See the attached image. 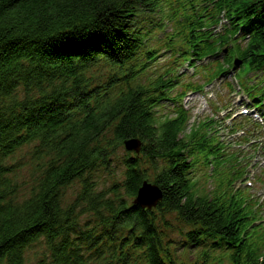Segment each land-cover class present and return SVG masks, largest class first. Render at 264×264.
Wrapping results in <instances>:
<instances>
[{
	"label": "trees",
	"instance_id": "16d2710c",
	"mask_svg": "<svg viewBox=\"0 0 264 264\" xmlns=\"http://www.w3.org/2000/svg\"><path fill=\"white\" fill-rule=\"evenodd\" d=\"M223 13L231 28L214 33ZM231 43L199 86L233 55L264 73V0H0V264H264L236 163L213 191L198 185L227 165L213 120L186 134L188 112L158 114L196 89L179 67ZM147 180L163 191L152 210L134 203Z\"/></svg>",
	"mask_w": 264,
	"mask_h": 264
},
{
	"label": "rangeland",
	"instance_id": "374dc122",
	"mask_svg": "<svg viewBox=\"0 0 264 264\" xmlns=\"http://www.w3.org/2000/svg\"><path fill=\"white\" fill-rule=\"evenodd\" d=\"M206 95L209 96H214V98L212 100H209L208 96H203L204 94H190L188 96V98L185 100V105L187 106V108H192L194 110V115H209L211 114L212 111V107H211V103L212 101L216 100L218 98V93L217 90L215 89V87H209L206 89L205 91ZM227 92L226 90H223L222 93L219 96V99H222L226 96ZM262 164L261 167L259 166L258 168H256L254 171V174H256L258 172V174L262 171V169L264 168V161L263 159L261 160ZM261 168V169H260ZM118 176L121 172V169H118ZM101 181L103 182V179L101 178ZM253 182V193L257 194L259 197H261L262 200H264V175L262 177L261 180L257 181V180H252ZM104 183V182H103ZM76 192H77V187H71L70 189H68L67 191V198H66V203L70 204L71 202H73L76 198ZM180 246H176L175 250H177V253L182 255L184 253H188V251L186 249H184L183 247ZM35 251H33V255L35 258V254L41 253L40 247L38 245L35 246ZM192 253V252H191ZM193 255L196 258L197 257V253L193 250Z\"/></svg>",
	"mask_w": 264,
	"mask_h": 264
},
{
	"label": "water",
	"instance_id": "95a60500",
	"mask_svg": "<svg viewBox=\"0 0 264 264\" xmlns=\"http://www.w3.org/2000/svg\"><path fill=\"white\" fill-rule=\"evenodd\" d=\"M127 147L136 148L140 147L138 141L132 140L127 142ZM146 193H150V195H145ZM138 198L136 200L137 203L142 204L143 206H151L154 205L157 200L161 197V194L156 186L145 183L144 186L139 190Z\"/></svg>",
	"mask_w": 264,
	"mask_h": 264
},
{
	"label": "bare ground",
	"instance_id": "6f19581e",
	"mask_svg": "<svg viewBox=\"0 0 264 264\" xmlns=\"http://www.w3.org/2000/svg\"><path fill=\"white\" fill-rule=\"evenodd\" d=\"M204 14H206V13H204ZM259 111H261V110H256L255 113L258 115ZM260 116H262V115L260 114Z\"/></svg>",
	"mask_w": 264,
	"mask_h": 264
},
{
	"label": "snow or ice",
	"instance_id": "6c2138e0",
	"mask_svg": "<svg viewBox=\"0 0 264 264\" xmlns=\"http://www.w3.org/2000/svg\"><path fill=\"white\" fill-rule=\"evenodd\" d=\"M145 195H150V193H146Z\"/></svg>",
	"mask_w": 264,
	"mask_h": 264
}]
</instances>
